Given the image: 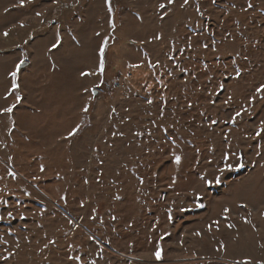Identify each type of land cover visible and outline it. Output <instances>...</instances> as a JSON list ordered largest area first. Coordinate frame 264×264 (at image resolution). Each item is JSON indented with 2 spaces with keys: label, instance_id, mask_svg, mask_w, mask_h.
<instances>
[{
  "label": "rangeland",
  "instance_id": "1",
  "mask_svg": "<svg viewBox=\"0 0 264 264\" xmlns=\"http://www.w3.org/2000/svg\"><path fill=\"white\" fill-rule=\"evenodd\" d=\"M0 264H264V0H0Z\"/></svg>",
  "mask_w": 264,
  "mask_h": 264
},
{
  "label": "snow or ice",
  "instance_id": "2",
  "mask_svg": "<svg viewBox=\"0 0 264 264\" xmlns=\"http://www.w3.org/2000/svg\"><path fill=\"white\" fill-rule=\"evenodd\" d=\"M13 75H15V73H13ZM8 111H11V109H8ZM237 115H239V113ZM178 162H179V158H177V163ZM156 256H157V259H160V253L159 252H157Z\"/></svg>",
  "mask_w": 264,
  "mask_h": 264
}]
</instances>
